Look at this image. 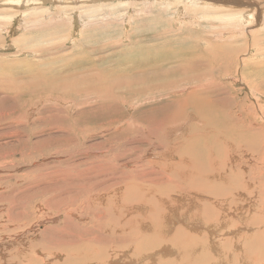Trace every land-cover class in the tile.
<instances>
[{
  "label": "rangeland",
  "instance_id": "obj_1",
  "mask_svg": "<svg viewBox=\"0 0 264 264\" xmlns=\"http://www.w3.org/2000/svg\"><path fill=\"white\" fill-rule=\"evenodd\" d=\"M123 1L107 0V3L104 0L103 8L101 10L97 8L99 11L90 16L87 14L95 9H90L88 12L89 8H85L87 5L83 3V9L79 1L65 6L55 0H43V2L41 0L42 4L30 1V6L26 5V1H22L20 4H14L15 7L13 4H10L9 7L0 3V194H3L4 200L0 203V251L5 252L6 260L5 262L0 260V264L63 263L61 247H59L60 251L55 253L58 256L49 259L48 254L41 248V242V246L38 245V239L45 228L52 225L58 228L62 227L64 220L62 214L66 210L76 211L78 209L79 214L77 213V215L83 216L84 210L77 208L78 203L75 201L74 206L64 203L54 207L51 213L38 207L35 208V205H39L43 197L51 195L50 193L44 196L38 194L37 185L40 184V188L48 186L52 180L59 179V170L64 171L65 175L71 170L72 164L85 168L86 163L89 165L93 160L101 159L102 156L106 157L104 155L105 149L108 147L106 140L110 138L109 135L117 123L124 124L127 120L128 128L129 126L136 128L143 125L145 127L148 119L152 117L160 119L162 114L167 111L172 113L175 108L171 107L169 101L173 96L168 92H162L160 88L164 85H175L174 83H176V90L182 91L183 89L186 92H189L190 89L198 90L199 96L218 107V111L217 109L215 111L217 112L215 121L224 129L219 127L221 131L216 132L218 138L211 137V140L214 139L211 142L215 147L212 152L217 155L228 153L231 163L233 162L241 169H236V173L240 180L242 178L240 182L244 184V187L232 190L235 194L234 197L231 196L233 200L231 201L234 202L233 204H240L234 211L235 213L241 212L243 216L248 214L253 218V221L259 220V218L261 220V215H264V10L263 13L257 14L260 15L259 24H247L244 22V18H239L230 25L232 27H225L220 21L213 19L216 12L215 15L209 16L206 14V10L192 8L187 11L184 5H179L176 2L178 0H129L126 4ZM96 2L97 4L93 5H100L101 0ZM224 8L225 13H228L236 7L229 8L227 6ZM195 36L197 39L194 38ZM195 45L198 46L197 50L194 49ZM226 48L228 49L226 50ZM203 49L206 51L205 53ZM210 50L214 54L220 50L228 52V55L224 57L225 60L221 58L222 60L218 62V66L213 68L214 70L205 66L207 64L206 55L208 56L210 53L213 55ZM229 55L232 56V59L228 57ZM196 58H204L202 60H204L205 67L202 66L200 71L193 62H190L196 61ZM76 59L81 60L77 61ZM87 59L89 62L90 60L94 62L82 65V68L71 69ZM142 59L153 60L155 63L146 62L147 64H143L144 68H140L142 65H137L142 64ZM148 64L153 65L154 68L148 67ZM67 65L71 67L68 68ZM88 65H91L89 76H98L97 80L93 78L88 80L85 77V69L90 68ZM159 66L161 67L159 68ZM62 67L70 69L69 71L73 74H80V78L78 77L80 82L69 85L63 90L54 91L48 89L49 84L44 85L38 80L29 81L23 78L26 75H34L33 70L36 69L34 72L40 73V78L48 74L51 78V74H54L57 78L63 79L70 74L67 72L68 70L61 71ZM180 67L184 69V72L181 73L187 74L186 76L180 75ZM103 70L107 71V74ZM142 70L148 71L143 74L137 73ZM170 71L174 73L172 72V74ZM58 72L61 76H58ZM134 72L136 73L134 74ZM204 74L208 76L203 78ZM65 78L63 80H67ZM47 79L50 81L48 77ZM102 79L107 83L110 82V86L115 84L120 88L115 87L108 93L100 91L101 86H97L98 84L102 85ZM125 81L126 83H124ZM37 84L41 86L38 87ZM91 85L96 86L97 93L91 92L87 97L74 94L78 87H89L91 90ZM136 88L143 91L147 88L152 89L150 92L151 101L142 105L139 97L133 98L135 93L127 94L130 89L136 90ZM126 90L128 92L125 93ZM161 109L165 111L162 112ZM190 112L188 109L184 110L183 115L187 117L191 114ZM189 117H192V114ZM194 117L195 120H191L192 122L187 120V124L184 121L179 124L197 130L196 135L211 133L208 131L210 124L200 118V114ZM182 118L184 117L182 116ZM202 123L203 125H201ZM233 123L234 126H232ZM228 126L232 128L233 133L229 132ZM241 127L243 129L251 127V130H255V134L258 135L260 144L254 153L248 151L247 147L242 148V143L239 141H242L243 137L238 139L235 134L241 130ZM61 128L69 133L65 134ZM106 129L109 132H106ZM220 132L221 134H218ZM211 135L213 134L211 133ZM68 137H70L72 145L68 143V146H65ZM203 137L197 139V152L201 149V152L205 153V146H202L201 143L204 145L208 140ZM84 138L86 139L83 141ZM121 138L126 140L122 134L117 135L115 141L121 142ZM129 139L132 140V135ZM153 139L150 144H136L137 149L140 150L135 154L140 155L142 160L146 156V160H152L153 156L161 154L164 151L163 147L168 144V139ZM193 140L196 141V138ZM187 145L188 143L184 144L182 149ZM63 146L67 148L65 149ZM101 148L102 150H100ZM62 149L68 150L69 154L62 156ZM95 150H98L97 154ZM198 153L200 154V151ZM74 154L77 156L71 157ZM70 159L71 163L67 167L63 165L60 169L52 170L53 164V167H56L58 164H66ZM122 160L125 161V159H121L119 163H122ZM206 162L203 161V164L208 166V162L207 164ZM216 165L215 170H219V172L224 170L222 162H216ZM125 169L129 170L127 167ZM221 176L225 178L224 175ZM26 177H34L35 180L29 181ZM99 178L101 179L100 176ZM67 187L66 184L63 185L64 192ZM32 188L29 195H24ZM49 188L54 189V184ZM54 192L58 193V190ZM13 196L17 199L12 200ZM20 207L23 210H15ZM36 209L40 211L37 212ZM221 211L226 212L225 208ZM31 212L34 213L30 217L29 223L24 218ZM18 213L21 215L16 216ZM231 214H228V217L233 221L235 218ZM13 217H15L14 221H12ZM78 220L81 221L79 218ZM4 224L7 227L3 232L1 225ZM258 225L256 226L261 230L264 229L261 228L262 224ZM255 228L253 227V230ZM243 230L245 229L232 230L233 234L225 232V235L214 231L217 238L209 234V230L206 233L209 244L218 246L226 238L234 239L238 232L248 233ZM201 231L204 230L201 229ZM58 241L62 243V241H66V237L58 236ZM168 255L171 256L164 255V257L166 259L174 258L170 253ZM30 256H33L34 260H31ZM120 262L121 260H118V263Z\"/></svg>",
  "mask_w": 264,
  "mask_h": 264
},
{
  "label": "bare ground",
  "instance_id": "obj_2",
  "mask_svg": "<svg viewBox=\"0 0 264 264\" xmlns=\"http://www.w3.org/2000/svg\"><path fill=\"white\" fill-rule=\"evenodd\" d=\"M22 1L23 2L26 1V5L28 6H30L29 5L30 1L31 3L39 2L40 4H42L40 2L41 0H0V3L2 2L4 6H9V7L10 4H13V6L15 7L16 5L14 4L17 3L20 4V2L22 3ZM55 1H58L59 4L64 6L72 4L75 1H79L83 9H84L83 3L87 5L85 6V8H89L88 12L90 9H95L94 11L89 12L87 16H90L95 12L101 10L104 6L103 5L104 0H101L100 5H93V4H97L96 1L99 2V0H55ZM93 1H95V3H93ZM128 1L129 0H124L123 2L126 4ZM176 2L179 5H184L187 11L192 8L201 9V11L206 10L207 11L206 14L209 16L215 15L216 12V15L213 17V19L220 21V23H222L223 26L225 27L230 26L234 21L238 20L239 18H244L245 21L244 20L243 21L246 22L247 24H251V25L259 24L260 15L257 14L261 13L264 10V0H178ZM118 4L120 5V3ZM227 6H229V8L232 6L236 8L232 9L231 11H228V13H225L224 7ZM240 8H242L243 10ZM194 38L197 39L196 36ZM211 38L214 39V37ZM228 48H226V50ZM194 49L197 50L198 46L195 45ZM150 51H154V50H150ZM205 52L206 51H204V53ZM98 53L99 51L97 52V54ZM227 55L228 52L224 50H220L219 52L216 51L215 54L213 52V55H211L210 53L208 54V56L206 55L205 57L207 58L206 59L207 64H205V66L207 65L208 67H210V69H213L215 68L216 65L218 66V62L222 60L221 58H224ZM230 55L228 57H231L232 59V56ZM196 59H197L196 61L194 60L190 62H193V64H195L197 69H199L200 71V68L204 66L203 65L204 60H202L204 58H199V59L196 58ZM76 60L79 61L81 59H76ZM134 61L132 60V62ZM91 62L94 61L90 60L89 62L87 59L85 61L79 62L78 66H76L77 65L76 64L71 69L74 70V68L77 69L78 67L82 68V65L91 64ZM146 62L155 63V61L153 60L144 59L142 64L139 63L137 66L142 65L140 68L142 67L144 68L143 64ZM88 66H90V68L85 69L86 72L85 77H87L88 80L92 78L97 80L98 76L95 77L89 76L88 73L91 72L90 70L91 65ZM67 67L70 68L71 66L67 65ZM148 67L152 68L153 65L148 64ZM160 67L161 66H159V68ZM35 70H33L34 75L32 74L29 76L26 75L23 76V78L29 81L38 80L41 84L43 82L44 85L49 84L50 85L48 87L49 90L60 91L61 89L63 90L69 85H75L78 82H80L78 79V77L80 78L79 76L80 74L77 73L73 74L72 72L69 71L70 69L68 70L63 67L60 70L61 71L68 70L67 72L70 74L69 76L66 75V78L62 76L63 79L65 78L67 80L57 78L54 74H51V78L49 74L44 75L43 78L41 76L40 78L39 75L40 73L34 72ZM148 70L138 71L137 73L143 74ZM179 72L180 73L184 72V69L181 68V71L179 69ZM135 73L136 72H134V74ZM57 74H59V72ZM182 74L183 73H181L180 75ZM183 75L186 76L187 74H183ZM58 76H61V74H59ZM205 76L208 75L204 74L203 78H205ZM47 77L50 79V81L47 79ZM43 79L44 81H42ZM185 80L187 81L188 79ZM185 80L184 83L186 82ZM124 83H126V81ZM109 84L110 82L107 83L102 79V85L98 84L97 87L101 86L99 90L107 93L112 91L115 87L120 88V86H117L115 84H111V86ZM174 84L175 85L169 84L168 86H165L163 84L164 86L162 85L163 86L162 88L159 87L162 92H168L170 93V95L173 96L169 101L171 103V107L175 108V110L172 113L171 112L169 113V111H167L168 109L166 110L167 112H164L165 110L163 109L164 111H162L161 109V111L164 112L162 114L163 116L160 117V119L155 117L148 119L146 121L145 127L143 125L142 127L137 126L135 128L129 126L128 128L129 124L128 125L126 124L128 122L127 120H125L124 124H120V122L117 123L116 126H114L112 133L110 135L108 133L110 138L106 140L107 145L106 144L105 145L108 147L107 149H105L106 152L104 154L107 158L102 156L101 159L93 160L92 164L94 165H92L91 163H89L88 165L86 163L85 168H83L81 165L72 164L71 170L67 172L65 175H64V171L63 172L61 170L58 171L60 174L58 176L59 177L58 180L54 179L49 183L48 186H43L41 188H40L41 186L40 184L37 185L38 194L44 196L47 193L48 194L50 193L51 195H46L47 197L45 198L43 197V200L40 202L39 205L38 204L35 205V208L38 207L41 208V210H46L47 213H51V210L54 207H57L64 203L67 204L69 203L71 206H74L73 203L75 201L78 203L77 208H81L84 210V216L77 215L78 209L76 211H74L73 209L66 210V212L62 214L64 220L61 228H58L50 224L52 226L45 228L42 231L40 237L38 236L40 238L38 239L39 240L38 245H40L41 242L42 246L41 245L40 246L48 254L47 257L49 259H51L50 257L58 256V254L56 255L55 253H58V251H60L59 247H61V251H63V254L61 255L64 257L62 264H107L108 262L110 264H264V229L261 230L259 227L256 226L258 224L259 225L262 224L261 228H264L263 225L264 215H261V220L259 218V220L256 219V221L255 220L253 221V218L249 217L248 214L247 216H243L241 212L235 213L234 210L238 209V207L236 206L240 204H233L234 202H232L233 200L231 196L234 197L235 194L232 190L240 189L244 187V184L240 182L242 178L240 180L239 175L236 173L237 172L236 169L237 170H241V169L233 162L231 163L229 158L230 156L228 155V153L227 154L221 153V155H217L212 152V150H214L215 147L214 144L211 142L214 139L211 140V137L218 138V136H216L217 135L216 132L220 130L219 127L222 130L224 129L223 126H220L215 121V118L217 117V112L215 111L216 109L218 111V107L213 105L209 100L199 96L200 94L199 91L195 90L194 87H193L194 90L190 89L189 92H186L183 89L182 91L176 90L177 88L176 83ZM39 86L41 85H38V87ZM125 86L127 87V85ZM152 87H156V86H152ZM97 90L98 89L96 88L95 85H91V90L89 89V87H85V88L78 87V89L75 91L74 94L79 96L86 95L87 97V95H89L91 92L97 93ZM151 91L152 89L149 88L145 89L144 91L138 90L136 88V90L130 89L129 93L127 94L135 93L133 95V98L139 97V101L143 105V103L151 101V97H150ZM126 92L128 91L126 90L125 93ZM187 109L191 111L190 113L192 114V117H189L191 115V114L189 115V113H188L189 116H187L188 118L185 117V115H183L184 110ZM199 114H200V118L206 120V122L210 124L209 125L210 129L208 131H211L213 135H211V133L206 135H204V133L203 135H196L195 132L197 130L190 129V127L189 128L184 127L182 124H179L183 121L184 123H186L187 120L189 122L191 120H195L194 116H198ZM182 116L184 118H182ZM201 125H203V123ZM232 126H234V123L232 124ZM248 126L251 125L249 124ZM228 130L230 133H233L232 128H230L229 126H228ZM62 131L65 132V134L69 133L65 129H62ZM106 132H109V130L106 129ZM122 134L127 141L124 140L123 138H121L123 142L122 141L120 142L118 140L115 141L116 140L115 137L117 135L120 136ZM218 134H221V132ZM235 134L238 139L243 137V140L239 141L240 143H242L241 144L242 148L247 147L248 151L250 152L253 151L254 153L255 149L259 147L260 143L258 142V135L255 134V130H251V127L244 129L241 127V130L237 131ZM130 135H132V140L129 139ZM201 136H204L203 138H207L208 142H205L204 145L201 143L202 146H205L204 148L205 153L204 151L201 152L200 149L198 150V152L200 151L199 154L197 152L198 147L196 148V142L197 139ZM86 138H84L83 141ZM153 138L168 139L170 141L167 140L168 144H166L163 147L164 151L161 154H156L155 156H153L152 160L150 159L146 160L147 156L144 158V160H142L140 155L135 154L138 150H140L137 149V145L150 144V142L154 140ZM195 138L196 141L193 140ZM112 141L114 142L112 143ZM70 142H71L70 137H68V140H66L65 144L64 143L63 144L65 146H68V143ZM187 143H188L187 147L182 149L184 144L186 145ZM70 145L72 144L70 143ZM63 148L66 149L67 147L63 146ZM209 149L210 151H208ZM85 150L87 149L85 148ZM100 150H102V148ZM193 151L196 152L193 153ZM96 152L98 153V150H95V153ZM56 153L58 154V151H56ZM61 153L62 156L69 154L68 150H63V149ZM217 153L219 154V152ZM77 154L79 153L77 152ZM77 154H74L71 157L77 156ZM121 159H125V161L123 162L122 160V163H119ZM203 161H207L208 164L207 162L206 164L208 166L203 164ZM72 162L74 163V161ZM216 162H222L223 164L222 167L224 169L223 170L224 172L223 171L219 172V170L214 169V167L217 166ZM70 163H71V159L67 161L66 164H58V166L56 167H53L54 165L53 164L51 168H53L52 170H57L60 169L63 165L67 167ZM126 167L129 169L128 171H126L125 169ZM221 175H224L225 178L222 177ZM99 176L101 177V179L99 178ZM26 179L29 181L35 180L34 177H26ZM53 184L55 188L54 189L49 188ZM64 184L68 186L65 192L62 189ZM228 187L229 189H227ZM32 190L33 188L29 189L24 193V195H29ZM56 190H58V193L54 192ZM11 199L15 200L17 198L13 196L11 197ZM2 202H4L3 194H0V203ZM224 208L226 210L225 213L221 211ZM15 210L16 211L23 210V208L20 207ZM38 211L40 210H37V212ZM33 213L34 212L29 213L27 217L24 219L27 220V222H29V220L31 219L30 217L33 215ZM47 213L46 215H48ZM231 213L235 218V220H233L235 221V223H233V221L230 220L228 217V214ZM263 214H264V208H263ZM19 215H21V213H18L16 216ZM78 218L81 219V221L78 220ZM14 220L15 217L12 218V221ZM82 220L88 222H83ZM6 227H7L6 224L1 225V229L3 232L6 230ZM253 227L254 228L256 227L255 230H253ZM201 229H203L204 231H201ZM236 229L239 230L245 229L243 231H246L248 233L238 232V234H236L234 239L226 238L223 241V243L218 244V246L209 244L208 235L206 233L208 230L210 232L209 234H212L216 237L214 231H218L223 235H225V232H227V234H230L232 233V230H236ZM58 236L60 238L61 236L66 237V241H62V243L59 241L57 242ZM169 253L172 254V257L174 258L166 259L164 257V255L171 256L168 255ZM42 254L44 256L43 251ZM0 256H1L0 260L5 262L6 261L5 252L0 251ZM32 257L33 256H30L31 260H34ZM118 260H121V262L118 263ZM53 264H58V263H53Z\"/></svg>",
  "mask_w": 264,
  "mask_h": 264
}]
</instances>
